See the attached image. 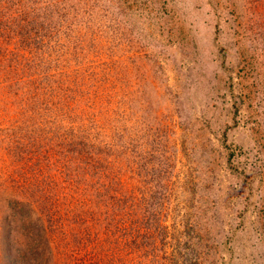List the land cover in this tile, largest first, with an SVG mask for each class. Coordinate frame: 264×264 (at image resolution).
I'll list each match as a JSON object with an SVG mask.
<instances>
[{"label": "rangeland", "instance_id": "obj_1", "mask_svg": "<svg viewBox=\"0 0 264 264\" xmlns=\"http://www.w3.org/2000/svg\"><path fill=\"white\" fill-rule=\"evenodd\" d=\"M40 261L264 264V0H0V264Z\"/></svg>", "mask_w": 264, "mask_h": 264}, {"label": "trees", "instance_id": "obj_2", "mask_svg": "<svg viewBox=\"0 0 264 264\" xmlns=\"http://www.w3.org/2000/svg\"><path fill=\"white\" fill-rule=\"evenodd\" d=\"M22 182V181H21ZM26 182H22V185H23V188L25 189H28V187H27V185L25 184ZM19 186H20V181L19 182H17V184H16V188L17 189H19ZM14 201V203H15V201L16 200H13ZM17 206L19 207V205L17 204ZM48 211V210H47ZM53 212H54V210H53ZM50 212H48L47 214H49ZM40 264H42V262L40 261ZM45 264V263H44Z\"/></svg>", "mask_w": 264, "mask_h": 264}]
</instances>
